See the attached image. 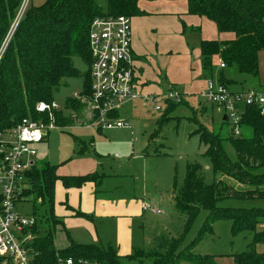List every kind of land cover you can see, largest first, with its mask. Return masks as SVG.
Instances as JSON below:
<instances>
[{"label":"trees","instance_id":"16d2710c","mask_svg":"<svg viewBox=\"0 0 264 264\" xmlns=\"http://www.w3.org/2000/svg\"><path fill=\"white\" fill-rule=\"evenodd\" d=\"M22 0H0V49L3 46L17 9ZM140 0H105L103 8L97 0H45L40 6H31L22 18L0 60V133L17 126L24 118L37 120L36 111L40 101L53 102L55 95L67 79L83 77L86 92L90 91V70L81 74L75 66L76 59L91 64L89 33L93 20L102 15H126L134 17L143 12ZM188 12L203 16L217 25L222 33H234L231 40H203L200 45L203 69L213 70L214 58L220 57L227 66H236L242 74L259 75V55L264 51V0H188ZM221 82H225L223 76ZM66 103L74 110L82 105L72 98ZM182 103V102H181ZM166 112L176 102H169ZM45 117V116H44ZM47 119V117L45 118ZM166 118L160 123L164 124ZM61 122V123H60ZM71 118L59 116L58 124L72 125ZM242 125L253 129L252 137H235L228 140L236 151V160H231L219 134L199 124L195 133L207 145L205 155L209 158L216 178L205 182L198 163L187 164L183 185H175L173 198L176 207L187 216L189 230L202 209L209 211L199 236L184 250L179 251L181 239H173L168 248L154 255L153 261L143 262L144 250H136L128 256H120L112 247L96 244H79L73 240L66 248H57L56 230L60 221L43 225V216L35 210L40 237L34 243L35 264H58L61 258H73V264H218L217 256L192 254V246L206 232H211L217 219L232 222V234L249 232L252 240L247 250L231 254L234 264H264V251L257 246L264 244V208L223 207L221 201L264 200V113L257 107H247L242 115ZM57 165L39 161L27 174L30 188L23 196L48 202L50 214L55 204V189L58 180L66 187H78L87 181H95L96 173L83 176H61ZM230 178L246 187L239 189L224 178ZM44 214V213H43ZM77 216L91 218L77 211ZM54 216V214H53ZM42 218V219H41ZM44 232L42 233V231ZM153 256L150 255L149 257ZM142 258V259H140ZM152 258V257H151Z\"/></svg>","mask_w":264,"mask_h":264},{"label":"rangeland","instance_id":"374dc122","mask_svg":"<svg viewBox=\"0 0 264 264\" xmlns=\"http://www.w3.org/2000/svg\"><path fill=\"white\" fill-rule=\"evenodd\" d=\"M97 1L103 8H106L105 0ZM44 2L45 0H31L29 8L31 6H40ZM168 21L161 22L167 25L162 31L161 29L153 27L155 31H152V33H158L155 36L157 38L155 42H158L160 49L153 56H149L148 63L146 64L147 67H144V70L146 71V75H150L152 82H158L160 76L164 80L166 79V75H171L184 88L177 84L179 90L182 93L188 92L187 85L183 84L185 83L186 73L190 68L198 66L201 63L199 51L201 42L204 40L203 36L213 33L214 29L209 25L208 29L204 27L200 32L191 29L188 30V28L185 32H180V29H178L179 20L176 22L175 19L171 18ZM169 26L171 34L168 33ZM187 27H190V25ZM148 34L153 41L149 29ZM75 66L80 70L81 74H85L88 69L90 70L89 63L84 59H76ZM229 70L233 73L231 76L237 83H243L245 87L256 86L252 84V80L244 83V77L246 76L240 74L235 65ZM169 78L167 79L168 81L171 80V77ZM250 78L253 79L256 77L250 76ZM83 80V77L67 79V85L62 86L55 95L56 101L60 105H64L65 99L68 96H72L76 91H80ZM170 82L172 83V81L166 82L164 80L160 87L165 89L167 87L166 85ZM235 86L234 88L236 89L239 87L237 84ZM186 97L189 98L187 95ZM198 100L203 101L201 98L196 97L193 103L191 102L192 106H187L184 103L171 107L168 113H165L166 116L164 117L166 119L164 121L166 122L164 124L160 123L162 113L148 112V110L140 107L138 108L142 110L137 111L133 110V107L129 109L124 108L121 110L122 117L125 116L128 119L132 130H128V134L126 133V137L123 136V140H117L120 139L117 137L109 143L108 139H106L108 141L107 145H95L96 140L93 143V134L89 133V131H79L71 127L65 128L59 124L60 127L65 129H52L46 141L36 146L39 161H48L53 165H57L58 171L60 172L63 170V165L65 169L69 168L72 162L78 160L84 152L91 153V155H97L99 152L107 162L103 161L106 169L110 170L111 167L115 168L116 165L121 163L120 161L124 160L127 154L123 148V145L127 143L128 147H134L136 152L139 150H147L152 155L157 154L155 157H160V161L164 163L163 168L167 174L161 180L156 177L149 179L148 192L157 198L158 205L156 206L161 210V214L152 215L149 223L156 231L158 229L162 230L163 234L153 239L151 245L144 249L146 257H144L143 262L145 263L153 261L155 254L166 250L173 239H181V244L178 248L179 251L191 245L199 236L204 223L209 217V211L202 209L189 230L185 231L187 216L178 210L173 198L175 185L177 187L183 185L187 164L189 163H198L201 165V171L206 183L210 184L216 178H219V176L215 178L210 160L205 155L207 145L200 140V135L195 133L199 124L204 125L209 131L219 134L224 139L223 146L226 153L231 160H236V151L232 143L228 140V137L233 135L231 125L222 123L221 115L215 110L212 111L209 109L207 113L200 111ZM73 110L66 112L69 115L66 118H71L73 121L72 124L76 125L79 123V119L76 121L73 117L81 109ZM107 134L110 135L109 132ZM98 136L96 135L95 139ZM240 136L252 137L253 129L249 126H242ZM86 146L87 149L84 151ZM95 148H99V150L96 151ZM116 155H119V157ZM224 180L239 189L246 188L230 178L225 177ZM25 200L19 206L21 212L33 214L36 210L40 217L43 216V219L41 218L43 220L42 223H44L43 225L54 222L53 219L56 217L47 210L48 202L42 204V199H35L34 196H29ZM219 205L223 207L264 208V200L229 199L221 201ZM231 227V221L217 219L213 223L212 231L206 232L201 238H198L196 243L191 247V253L217 256L218 264H234V259L230 255L246 251L247 245L252 240V234L249 232H241L233 235ZM56 231L58 233L56 244L62 247L63 241H61V234L58 229ZM257 250L264 251V244H259ZM152 254V258L149 257ZM183 264L193 263L185 261Z\"/></svg>","mask_w":264,"mask_h":264},{"label":"crops","instance_id":"0c3cea01","mask_svg":"<svg viewBox=\"0 0 264 264\" xmlns=\"http://www.w3.org/2000/svg\"><path fill=\"white\" fill-rule=\"evenodd\" d=\"M139 8L143 13L132 17L131 20L132 49L137 68V81L144 93H164L170 85L177 88L180 85L179 81L175 80L176 78L166 75V79L164 80L166 82L172 81V83L167 84V87L164 89L160 87L164 81L161 78L162 76H160L158 82H152L150 75H146V71L144 70V67H147L146 64L148 63L149 56H153L160 49L158 42H155L157 41L155 36L158 33H152V31H155L153 27L162 31L167 26L161 22H169L168 20L171 18L175 19L176 22L179 20V24H177L180 32H185L187 28L188 30L200 32L204 27L208 29L210 25L214 29V32L203 36L204 40H231L235 37L234 33L220 32L217 25L208 18L189 14L188 0H140ZM187 24L190 27H187L189 26ZM148 29L150 30V35L153 37V41L149 37ZM168 33L171 34L170 26ZM199 52L201 63L187 71L186 78L184 79L185 83L183 84L187 85V89L190 92H183L185 93V98L179 105L185 103L187 106H192L191 102L193 103L196 97L201 98L199 94L206 88L209 78L220 80V77L223 76L225 84L233 91H242L249 88L264 89V51H261L259 55V75L253 76L256 78L251 79L250 76L252 75L244 74L246 76L244 77V83L252 80V84L256 85L255 87H245L243 83H237L231 76L233 74L229 70L231 67H220L222 62L220 57L214 58L213 70L211 72L204 71L201 51ZM169 77H171V80L168 81ZM235 84L239 86L237 89L234 88L236 87ZM83 86L84 80L82 82ZM180 86L182 87V85ZM202 100H198L200 111L207 113L209 109L215 110L212 104L204 99ZM167 105L170 104L167 103L164 106L160 122L166 116ZM130 107H133L135 111L142 110L138 107L147 110L140 100L129 103L123 109H129ZM220 115L221 122L227 123L224 116ZM119 117L128 121L125 116L122 117L121 111L119 112ZM69 126H74V124ZM73 128L79 131H89V133L93 134V143L96 140L95 145L99 144L101 146L107 145L108 141L110 143L112 139L117 137L120 138L117 140H123L122 138L123 136L126 137L125 135L126 133L128 134V130H132V127L111 130H92L84 127ZM108 132L110 135H106ZM96 135H99L97 139H95ZM123 148L127 152L124 160L120 161L121 163L116 165L115 168L111 167L110 170H107L104 166L103 161L105 160L99 152L97 155L84 152L78 160L72 162L69 168L65 169L63 165L61 172L58 171L57 167V173L61 176H83L89 173L98 174L95 181H87L78 187H66L63 180L57 181L53 214L60 221L58 231L61 234V241H63L62 247L57 246L56 238L58 233L56 231L55 244L57 248H66L73 240L79 244H96L104 248L112 247L120 256H128L136 250H144L147 246L151 245L153 239L163 234L162 230L158 229L156 231L149 223L152 215H160L161 213L145 210L144 207L145 205H150L153 209H159L156 206L158 205L157 198L148 192V182L152 177L160 178L161 180L166 176L167 173L163 168L164 163L160 161V157H155L157 154L152 155L147 150L136 152L134 147H128V143L124 144ZM86 149L87 146L84 148V151ZM95 149L96 151L99 150V148ZM116 156L119 157V155ZM77 211L90 215L91 218L77 216L75 215Z\"/></svg>","mask_w":264,"mask_h":264},{"label":"built area","instance_id":"2783aa9c","mask_svg":"<svg viewBox=\"0 0 264 264\" xmlns=\"http://www.w3.org/2000/svg\"><path fill=\"white\" fill-rule=\"evenodd\" d=\"M30 3L31 0L21 1L0 49V60ZM131 20L126 15H102L93 20L89 33L90 91L86 92L83 86L70 96L82 105L73 117L81 124L65 128H130L128 121L119 117V112L129 103L140 100L148 111L161 113L167 103L184 101L185 94L173 85L161 94L141 90L133 56ZM226 66L222 61L220 67ZM199 96L224 116L235 137L241 135L242 115L247 107H257L264 113V89L233 91L219 79L209 78ZM69 110L73 109L66 101L64 105L56 100L40 101L36 105L40 119L26 117L17 126L0 133V264H35L34 243L41 236L37 230L39 222L34 214L21 212L19 206L26 201L23 194L30 187L27 174L39 160L36 146L46 141L52 129H65L60 127L58 119L60 115L69 117L66 114ZM144 209L161 213L150 205ZM260 229L264 230V223ZM73 262L71 257L61 258L58 264Z\"/></svg>","mask_w":264,"mask_h":264}]
</instances>
